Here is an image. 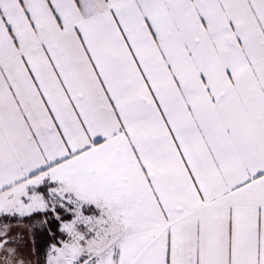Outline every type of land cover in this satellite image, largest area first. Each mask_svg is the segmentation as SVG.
I'll list each match as a JSON object with an SVG mask.
<instances>
[{"label": "snow or ice", "instance_id": "6c2138e0", "mask_svg": "<svg viewBox=\"0 0 264 264\" xmlns=\"http://www.w3.org/2000/svg\"><path fill=\"white\" fill-rule=\"evenodd\" d=\"M0 264H264V0H0Z\"/></svg>", "mask_w": 264, "mask_h": 264}]
</instances>
